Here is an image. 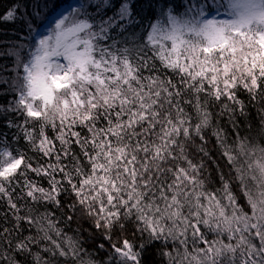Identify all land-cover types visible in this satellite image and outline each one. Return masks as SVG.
Returning <instances> with one entry per match:
<instances>
[{
  "label": "snow or ice",
  "instance_id": "obj_1",
  "mask_svg": "<svg viewBox=\"0 0 264 264\" xmlns=\"http://www.w3.org/2000/svg\"><path fill=\"white\" fill-rule=\"evenodd\" d=\"M55 9L0 13V264H264V0Z\"/></svg>",
  "mask_w": 264,
  "mask_h": 264
},
{
  "label": "trees",
  "instance_id": "obj_2",
  "mask_svg": "<svg viewBox=\"0 0 264 264\" xmlns=\"http://www.w3.org/2000/svg\"><path fill=\"white\" fill-rule=\"evenodd\" d=\"M83 2V0H54V3L56 5V9L54 10V12L52 13V15H50L49 17V20L45 22V25L43 27H45L50 21H51V18L52 16L55 14V12L60 8V7H64V6H67V9L69 8V10L71 9V7H78L80 5V3ZM12 3V0H0V13H2L6 8H8V6ZM0 27H3V28H10L12 27V25H2ZM43 27L39 28V30H41ZM10 63V61H9ZM240 98L241 99H244L245 101H247V94L244 93L242 90L240 92ZM250 116H251V120H250V124L249 126L253 129V132L252 134L255 136V125L257 124V122L259 121V117L257 116V109L256 108H251L250 107ZM244 128V125L242 123V129ZM49 134L51 135L52 132H51V129H49ZM245 132L242 130L241 131V135H244ZM234 138L231 136V133H230V142H231V139ZM256 142H260V139L259 137H256ZM21 146H23V141H21ZM210 148H214V144H210L209 145ZM31 155V153H29ZM212 156L213 158H218V153L217 151L213 150L212 152ZM221 164H223L224 162L223 161H220ZM209 166L211 167V162L209 161ZM32 176V178H35L34 177V174H30ZM213 176H215V172L213 171ZM41 184L44 186V187H48V184H47V181L46 180H41ZM210 187H219L218 183L214 186L210 185ZM236 190V189H234ZM237 194L239 195L238 191H237ZM63 199V197H62ZM240 203L243 204L244 201L243 199L241 198L240 199ZM43 211V209H41ZM60 213L59 212H56V216H59ZM60 227L61 228H64V225L63 223L61 222L60 223ZM87 227V225L85 226ZM130 229H131V226H129ZM76 229V223L74 222L70 228H66L65 231L68 232L69 235H74V230ZM84 235H87V233H85ZM128 238L131 240V239H134L132 234H131V230L128 232ZM209 238L211 239V235L209 236ZM115 239V237H114ZM99 242V241H97ZM136 243H138V240L135 241ZM86 248L87 250L93 254V256L96 258V259H103L106 257V253L104 252H99L97 253L95 251V243H92V242H89L87 245H86ZM151 259V257L149 256H146L145 257V264H148L149 260Z\"/></svg>",
  "mask_w": 264,
  "mask_h": 264
},
{
  "label": "rangeland",
  "instance_id": "obj_3",
  "mask_svg": "<svg viewBox=\"0 0 264 264\" xmlns=\"http://www.w3.org/2000/svg\"><path fill=\"white\" fill-rule=\"evenodd\" d=\"M66 10H69V8L67 9V6H64V7H60L56 12L55 14L52 16L51 18V21L45 26L43 27L41 30H39V32L43 33L45 32V29L46 27L60 14V13H63L65 12ZM219 19H226L225 16H220Z\"/></svg>",
  "mask_w": 264,
  "mask_h": 264
},
{
  "label": "bare ground",
  "instance_id": "obj_4",
  "mask_svg": "<svg viewBox=\"0 0 264 264\" xmlns=\"http://www.w3.org/2000/svg\"><path fill=\"white\" fill-rule=\"evenodd\" d=\"M220 16H225V17L227 18V16H226L223 12H221V15H220ZM220 16H219V17H220ZM219 17H218V18H219Z\"/></svg>",
  "mask_w": 264,
  "mask_h": 264
}]
</instances>
